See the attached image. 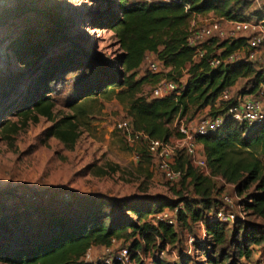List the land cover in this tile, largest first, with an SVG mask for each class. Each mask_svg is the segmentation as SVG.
Returning <instances> with one entry per match:
<instances>
[{
	"label": "trees",
	"instance_id": "trees-1",
	"mask_svg": "<svg viewBox=\"0 0 264 264\" xmlns=\"http://www.w3.org/2000/svg\"><path fill=\"white\" fill-rule=\"evenodd\" d=\"M252 1L178 0L161 4L115 0L111 12L103 17V26L114 32L122 51L113 65L85 63L83 53L72 56L73 51H85L81 50V46H70L59 53L60 56H46L41 51L42 43H37L35 49L27 50L29 41L16 38L13 41L14 51L21 57H41L35 67L40 70L35 78L42 81L45 88L48 82L57 85L60 80L63 81L61 73L69 71L90 72L89 77L79 84L81 96L107 90L113 92L115 87H123L116 96L123 102L127 99L125 118L129 119L132 129L153 138L169 140L178 136L177 129L171 124L177 116H183L189 106L197 109L209 106L207 116L225 114L230 106L237 103V98L257 93L264 82V66L257 62L242 60L218 66L209 64L212 56L223 55L245 44L243 37L207 39L203 43L206 54L199 60L193 58L194 47L187 44L189 31L186 26L192 15L213 13L227 20H244L252 13H247ZM185 5L189 8L185 9ZM254 14L264 16L261 12ZM147 52L168 69L165 78L176 82L177 92L164 97L137 95L142 83L148 80L147 76L135 79ZM56 56L59 58L55 59ZM47 67L50 69L46 70ZM241 78L249 79L246 85L229 99H220V94L225 89L230 92ZM159 79L161 77L156 78V82ZM52 107L48 91H32L29 103L18 107L16 114L23 117V123L28 119L36 122L38 116L54 121L45 132L46 136H53L71 148L78 137L74 117L63 116L54 120ZM19 129L16 122L2 126L7 139ZM196 142L202 147L199 149L211 176L203 174L184 150H177L174 168L181 172L177 182L188 189L181 187L177 190L176 200L169 202L152 197L129 201L119 199L109 203L116 208L110 211L103 207L104 200L86 199L82 195L63 191L59 200L64 207L67 203L74 204L72 209L47 212L39 223L25 220L20 228L18 217L2 218L5 224L16 222L18 229L6 232L0 242V262L91 264L83 260L86 251L92 247H108L111 240L116 239L128 248L133 264H145L143 255L154 248L156 252L149 254L151 264H220L224 261L239 264L241 259L251 257L252 247H259L258 264H264V223L255 224L247 220L252 215L264 222V120L247 123L226 116L216 131L197 136ZM140 146L138 154L141 161L150 160V155ZM96 173L104 175L107 172L97 169ZM213 177H220L224 183L233 185L240 196L239 203L246 214L245 219L237 218L229 226V223L216 218V213L227 209V204L222 201L224 185L218 186ZM21 197L25 202L34 203L49 200L48 195L33 192H25ZM165 207L177 209L174 224L153 222L152 217ZM128 213L135 215L136 219H131ZM194 224L203 227L204 235L194 237L193 252H188V246L181 248L178 245L176 227H191ZM167 246L177 252L178 262L160 255Z\"/></svg>",
	"mask_w": 264,
	"mask_h": 264
},
{
	"label": "rangeland",
	"instance_id": "rangeland-1",
	"mask_svg": "<svg viewBox=\"0 0 264 264\" xmlns=\"http://www.w3.org/2000/svg\"><path fill=\"white\" fill-rule=\"evenodd\" d=\"M114 2L115 0H0V242L5 238L6 232L17 228V223L20 228L25 220L39 223L47 212L59 213L64 208L72 209L74 204L67 203L64 207L60 202L59 196L63 191L82 195L86 199L104 200L103 207L115 211L116 208L109 206V203H115L119 199L129 201L152 197L170 202L178 198L175 192L181 187L188 189L186 185H180V182H167L151 159L141 161L138 154L141 146L127 141L117 128V123L126 117L127 99L123 102L116 96L123 87H115L113 92L107 90L81 96L79 84L82 79L89 77L90 72L69 71L61 73L63 81L60 80L57 85L48 82L45 88L43 82L35 78L40 71L35 67L41 57H21L14 51L13 41L16 38L29 41L26 44L27 50L35 49L37 43H42L41 51L46 56H60L70 46H81V50L85 51H73L72 56L83 53L85 63L113 65L122 51L114 32L103 26V17L111 12ZM249 11L252 13L248 15V20H264V16L254 14L264 13V0H253L247 13ZM217 17L219 16L213 13L192 15L186 29L191 31ZM261 53L264 55V47L261 48ZM49 69L47 67L46 70ZM167 71V68L160 66L157 72L152 73L143 61L135 79L147 76L148 80L142 83L137 95H149L156 78H165ZM248 80L239 79L230 90V95L236 94ZM32 91H48L53 101L54 120L63 116L74 117L78 137L73 147L68 148L57 138L46 136L45 132L54 121L38 116L36 122L28 119L23 123V117L16 114L18 107L29 103ZM209 112V106L201 109L189 106L187 112L183 116H177L171 125L176 128L179 121L196 122ZM12 122H16L20 129L7 139L2 126ZM97 169L107 173L97 174ZM215 181L218 186L224 185L222 194L232 196V204H227V209L245 219L246 214L236 198L239 195L232 185H226L219 179ZM252 189L253 186L250 191ZM25 192L45 194L49 200L45 203L41 200L35 203L25 202L21 197ZM4 216L18 217V222L5 224L2 219ZM128 216L136 219L132 213H128ZM247 220L255 224L264 223L252 215ZM228 225L231 226L232 222ZM4 226L5 230L1 231ZM176 231L179 247L188 246V252H193L189 238L204 235L203 227L199 224L191 227L179 225ZM127 242L129 244L130 240ZM155 250L147 252L152 255ZM259 250V247H252L251 257L241 259L239 264H258ZM103 253V247H93L94 259ZM146 254L143 255L144 262L151 264L149 254ZM162 256L179 261L177 252L169 246ZM129 264H133V261Z\"/></svg>",
	"mask_w": 264,
	"mask_h": 264
},
{
	"label": "built area",
	"instance_id": "built-area-1",
	"mask_svg": "<svg viewBox=\"0 0 264 264\" xmlns=\"http://www.w3.org/2000/svg\"><path fill=\"white\" fill-rule=\"evenodd\" d=\"M145 3L171 4L178 0H134ZM185 9L189 6L185 5ZM233 39L243 37L245 44L235 50L225 54L212 56L209 64L218 66L229 64L237 61H253L264 66V55L261 48L264 47V20L252 21L244 20H227L217 17L210 20L207 24L189 31L187 44L194 47L193 58L199 60L206 54L203 43L211 38ZM147 68L151 72H157L161 63L154 58L152 53L147 52L144 56ZM177 84L174 80L168 78L159 79L153 86L150 96L164 97L177 92ZM228 89L220 94V99L227 100L231 97ZM237 103L230 106L225 114L217 116H203L196 122L184 123L179 121L176 125L178 136L169 140L153 138L142 131H134L128 118H124L117 123V128L124 134L127 141L142 145L150 155L152 161L156 164L158 171L163 175L165 180L171 184L176 183L181 172L174 168L175 155L177 150H184L190 157L191 162L203 174L211 176L208 165L200 152L196 142V137L206 135L216 131L224 122L225 117L232 118L239 122L260 123L264 120V82L260 84L257 93L248 95L244 98H237ZM224 181L220 177H213ZM226 184V183H224ZM231 185V184H226ZM233 187V185H232ZM234 188V187H233ZM240 200V197L236 195ZM222 201L225 204H232V196L223 193ZM240 204V203H239ZM177 209L165 207L152 217L153 222L164 221L168 224L176 222L175 213ZM216 218L221 222H235L239 218L232 210L221 209L216 213ZM242 219V218H240ZM193 238H189L192 243ZM122 245V246H121ZM103 254L96 259L93 258V247L89 248L83 256L85 262L91 264H129L132 262L131 254L128 248L120 240L112 239L108 247H103ZM164 251L160 253L162 256ZM250 264V263H246Z\"/></svg>",
	"mask_w": 264,
	"mask_h": 264
},
{
	"label": "crops",
	"instance_id": "crops-1",
	"mask_svg": "<svg viewBox=\"0 0 264 264\" xmlns=\"http://www.w3.org/2000/svg\"><path fill=\"white\" fill-rule=\"evenodd\" d=\"M246 97V96H245ZM199 148L201 149L202 147L201 146H199ZM203 232H204V230H203Z\"/></svg>",
	"mask_w": 264,
	"mask_h": 264
}]
</instances>
